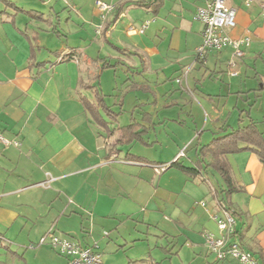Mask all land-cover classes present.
Listing matches in <instances>:
<instances>
[{
	"label": "crops",
	"instance_id": "obj_1",
	"mask_svg": "<svg viewBox=\"0 0 264 264\" xmlns=\"http://www.w3.org/2000/svg\"><path fill=\"white\" fill-rule=\"evenodd\" d=\"M35 1L28 5L41 11L49 9L50 14L58 15V22L61 21L62 15L67 13L65 9L70 8L68 4L72 5V11L77 12L83 24L98 21L99 14L95 3L88 0ZM101 1L113 4L115 10L109 16L107 26L109 29L97 40L98 53H105L106 56L103 58L97 56L95 60L85 53L88 46L81 48L65 45L53 51L51 46L40 38L39 32H55L57 37L63 35L67 37L68 34L60 31L54 20L50 19V15L44 19V23L51 28L49 31L47 28L37 26L38 22L35 20L30 22L25 18L20 19L19 14L26 12L24 4L22 6L16 4L18 9H15L7 8L0 2V133L11 142H18L23 149L13 147V144L12 147L9 145L6 148V145L0 142V237L6 233L1 227H10L18 218H25L19 212V207L27 203L26 198L31 199L29 196L39 189L38 185L43 183L50 173L55 179L52 184L56 185L53 190L51 189V195L74 194V199L88 197L90 194L98 195L93 198L94 216L91 217L93 222H97L98 216L95 212L99 205L101 217L109 219L99 226L104 231L107 223L117 229L122 218L134 217L138 212L131 211V205L144 207L149 219H155L150 225L155 224L159 227L163 237L175 239V242L176 239L183 237L191 245L205 247L209 251L205 235L207 233L220 235L213 216L222 210L219 201L222 198L221 192L226 189L219 173L203 164L195 174L185 173L174 167L159 176L148 168L141 170L137 175L135 170L138 165L109 160L115 154L119 157L118 153L108 152L99 156L88 152L83 143L85 137L83 127L86 123L81 119L74 124L75 115L69 111V106L64 104V98L68 99L64 96L67 93L64 89L69 78L66 68L74 63L78 69L77 76L87 72L91 79L100 78L102 73L111 69H122L126 73V80H130L135 78L131 76L133 73L163 71L178 75L189 67L200 74L203 69L208 71L210 66L211 76L217 85L219 84L218 95L205 94L198 89V85H195V92L202 95L200 98L188 86L192 96L191 103L186 101L181 113H178L181 118H186L182 120L184 127L191 132L186 145L192 147L194 152V158L187 155L188 164L182 157L179 162L185 167L196 168L200 149L214 139L237 129L238 125L244 127L254 122L264 133V112L261 119L253 110V106L259 101L264 105V65H260L264 60V0H258L249 8L240 0H228V5L236 10L237 22L236 27L229 30L230 35L236 39L244 36L252 38V44L246 49L245 56L236 61V70L239 72L236 77L229 74L230 62L233 59V51L230 48L210 51L206 61H201L196 56V49L202 43L204 26L195 20L194 16L198 8L204 5L205 0ZM167 1L170 5L174 2V6L169 11V16L162 17L161 12ZM60 6L64 9L58 12L57 8ZM134 7H145L146 15L154 14L155 20H152L151 24L149 22L150 26L148 25L142 36L132 35L127 31L130 25H135V21L132 20H129L133 22L129 25L125 23L132 14L128 11ZM35 9H31V12L35 13V19L41 20L42 17L39 18V15L45 17L44 13ZM31 15L29 14V17ZM32 25L39 29V32L34 31L36 38L27 37L25 34V30L28 32ZM70 55L74 58H70ZM64 57L66 59L62 61ZM224 66L227 67V77L229 75L228 83L222 74ZM94 69L98 70V74ZM253 74L254 77H250ZM244 75L252 81L251 88L247 90H244L248 87L246 82L242 81ZM81 79L82 77L80 81L83 84ZM135 87L137 90L153 93L155 85L144 81V84H136L132 88ZM137 90L131 89L132 92ZM98 92L96 96L99 95ZM232 95H237L235 100ZM216 97L227 100L222 110L213 105L215 101L213 98ZM80 98L81 101L88 102L85 97ZM146 113L150 115V120L143 124L147 129L144 139L150 134L153 125V114ZM226 114L232 116V119ZM117 143H121L119 138ZM136 143H145V140ZM136 143L128 145L130 147L125 158L130 161L133 160L131 157H135L140 161L152 163L144 156L131 153V147ZM181 152L176 150L167 162L156 163H171ZM227 158L234 181L241 189L229 198L236 213V234L232 240H237L243 249L253 254L259 264H264V164L251 152L230 154ZM27 163L30 167L28 172L22 169ZM110 168L114 170L113 177L121 176L115 183L116 191L109 190L108 187L112 195L97 194L103 185L104 172L108 173ZM121 168L125 172L120 170ZM189 186L194 188L195 194L191 193ZM207 192L215 201V205L209 206V209L208 205L204 208L200 204L201 201L206 203L204 195ZM114 196L115 201L118 200L117 204L113 203L114 200L110 201ZM46 197L47 193L44 192L39 199ZM58 203L55 197L47 203L43 202L62 215L67 213L76 215L79 208L83 209L82 200H78L74 208L68 207L63 212L56 209ZM85 235L82 242H77L83 247H96L100 251L101 243L94 240L89 232ZM66 238L71 239L70 236ZM125 247L126 244L120 245L117 252ZM0 248L6 249V255L9 253L18 256L10 245L3 244V239ZM64 258L68 264L69 258ZM5 263L0 261V264Z\"/></svg>",
	"mask_w": 264,
	"mask_h": 264
},
{
	"label": "rangeland",
	"instance_id": "obj_2",
	"mask_svg": "<svg viewBox=\"0 0 264 264\" xmlns=\"http://www.w3.org/2000/svg\"><path fill=\"white\" fill-rule=\"evenodd\" d=\"M11 1L20 6L24 4L23 6L26 12L25 14H19L20 19L25 18L30 22L35 20L38 22L37 26L47 28L50 31L51 28L44 23V19L47 18V15H50V19L54 20L55 25L60 31L62 30L68 34L67 37L64 35L62 37H57L55 32H39V29L36 28L37 26L32 25V27L28 29V32L25 30V27L23 28L27 37L32 36L36 38L37 35L35 36V31L39 32L40 38L45 41L46 44H49L48 46H51L53 51L65 45L79 46L81 48L88 46V49L85 51L88 57L94 58L95 60L98 57L103 58L106 56L105 53H98L97 48V45H99V41H97L98 38L105 35V32L102 30L104 25L99 16L98 21H88V23L83 24L77 12L72 11V5L68 4L71 10H69L70 8H66L65 11L67 13L62 15L61 21L58 22V15L50 14L49 9L41 11L40 9H35L28 5V3L35 0ZM88 1H90V3H95L96 9L97 2L107 3L101 0ZM92 5L93 4H90V6ZM173 6L174 2L170 5L167 1L161 12L162 17L169 16V11ZM31 9L44 13L45 17L39 15V18L42 17L41 20L35 19V13L31 12ZM63 9L64 8L60 6L57 8V11L60 12ZM146 10L145 7H134L130 9L128 12L132 14L129 15L125 23L129 25L135 21L134 24L136 27H140L147 22L151 24V21L155 20L154 14L150 13L151 15H146ZM29 14L32 15L29 17ZM100 30H102L101 33H99ZM136 35L142 36L144 34ZM85 38H87V40H85ZM34 41H36V39H34ZM110 53L113 52L110 51ZM73 64H69L68 68H66V74L69 78H67L68 85H65L64 89L67 93L66 95L64 94V96L68 99L64 98V104L65 106H69V111L75 115L74 124H77V121L81 119L86 123L85 127H83L85 136L83 143L88 152L98 154L99 156L105 155L108 152L118 153L119 157L115 154L114 157H112L113 159L109 158V160H120L121 162L138 165L135 170L137 175L141 170L147 168L154 172L155 175L159 176L164 174V172L161 174L157 172L155 167L162 163L156 162H167L169 160L168 158H170L171 154L176 150L184 152L182 158L185 159L186 164H188L187 155H189L190 158H194L192 147L186 145V141L190 139L191 132L184 127L182 120L186 118H181L178 113H181V108H184L186 101L191 103L192 96L188 91V86L191 87L194 92L195 85H198V89L203 93L214 96L218 95L217 89L219 88V84L217 85L214 77L211 76V72L209 71L210 66L208 71L203 69L200 74L198 71H192L191 68L187 67L183 72L178 73V75L173 72L153 71L143 72V74L133 73L131 76H135V78L126 80V73L122 69L105 71L101 74L100 78L96 79H91L87 72H83L81 75L79 74L77 76L78 69L77 66ZM260 65H264V60L261 61ZM94 70H96L98 74V70ZM222 71V74L225 75V82L228 83L227 79L229 75L228 77L226 75L227 67L224 66ZM186 73L187 79L184 77ZM254 75L255 74L250 77H254ZM81 77L83 84L81 83L82 81H80ZM179 80H182V83H180ZM144 81H149L155 85L153 93L142 89L135 92L131 91L133 86L136 84L142 85ZM195 81H197L196 84ZM242 81H245L247 84L246 86H248L245 87L244 90L251 88L252 81L247 79L245 75L242 77ZM97 90H99V92ZM97 92L101 93L103 104H105L104 106L106 109L98 107L101 102L99 103L98 101L99 99L96 96ZM195 93L198 97L202 98L199 92ZM80 94L88 100L90 107L94 105L92 107V112L90 109H87L84 102L81 101ZM236 97L237 95H232L234 100ZM213 99H215L213 102L215 107H218L220 110L225 107L227 101L225 98L219 99L216 97ZM198 105L199 104H196V106ZM261 106L264 107L259 101L253 106V110L255 114H258V117L260 116L259 118L262 119L264 108ZM232 108L233 106H231V109ZM228 110L230 109H227V111ZM145 112L153 114L151 132L143 139L145 143H136L131 147V153L133 155L144 156L152 161V163L140 161V159L135 157H131L133 160L128 161L125 157L130 146L117 143V140L122 137L123 132H126L125 127L132 124V122L137 121L140 124L146 123L147 121L145 119H149L150 115L148 113L145 114ZM202 112L204 113L203 110ZM235 114L237 115V113ZM230 118L232 119V116H229V119ZM238 127L239 125L236 128ZM15 143H17V145L13 144L12 146L21 149L19 143ZM12 146L10 145V147ZM5 147L8 148L7 146ZM142 166L146 168H142ZM113 167L115 166L113 165ZM23 168L24 171L26 170V172H28V170H30L29 163L23 165L22 169ZM32 169L35 171L34 167H32ZM120 170L125 172L122 168ZM104 174L103 185L99 188L97 194L101 195L107 193L112 195L109 190L116 191L115 183L121 176L116 177L115 175L113 177L114 170L112 168L108 170V173L104 172ZM54 180V177L48 173L46 180L38 185L39 189L29 196L31 199L27 200L25 197L27 203L19 207V212H21L25 218H18L10 227H1L2 230H6V233L0 237L3 239V244L10 245L12 251H16L18 256L9 253L6 255V249L0 248V261L6 262L5 264H67L64 256L52 248L48 242L46 244H40L41 240L52 230L57 236H70L74 241L80 242H82L83 236H86L85 234L89 232L94 240L101 243L99 250L103 254V264L216 263V256L212 253L209 254V251L205 247L191 245V243L187 242L183 237L181 239H176V242L175 239L163 237V234L158 229L159 227L155 224L150 225V222H154L155 219H149V214L143 209L144 207H135L131 205L130 210L138 212L134 217H130V219L127 217L122 218L117 229L115 226L107 223L105 227L106 230L104 231L99 226L109 219L101 217V208L99 205L97 206V212H95V215L98 216V220L97 222L94 221L95 223L92 220L94 216L92 215L93 208L95 206L93 198L98 197V195L90 194L88 197H78V199H74V194H66L67 196H60V194L51 195L50 191L56 187L55 184H52ZM108 187H110L109 190ZM189 187L191 193L195 194L194 188H192V186ZM44 192L47 193V197L39 199V196ZM194 196L195 195H192V197ZM54 197L59 202L56 209L61 210V212L68 207L74 208L78 200L83 201V209L79 208L81 211L77 210L78 214L76 215L74 213L62 215V213L58 211L55 212V210L49 208V205L43 204V202L47 203ZM115 197L116 196L110 201L114 200L113 203L117 204L118 200L115 201ZM204 197L208 209L215 205L214 199L208 192L205 193ZM194 198L197 199V197ZM12 202L16 203V201ZM59 207H62V209H59ZM173 242H175V245H173ZM125 244L126 247L117 252L119 246ZM218 264H236V261L232 257H229L225 262L219 261Z\"/></svg>",
	"mask_w": 264,
	"mask_h": 264
},
{
	"label": "built area",
	"instance_id": "obj_3",
	"mask_svg": "<svg viewBox=\"0 0 264 264\" xmlns=\"http://www.w3.org/2000/svg\"><path fill=\"white\" fill-rule=\"evenodd\" d=\"M245 7L253 6L258 0H240ZM115 6L103 2H97V11L104 27L102 30L106 32L109 27V16L114 12ZM195 20L200 21L203 26L202 43L196 49V56L201 61H206V57L210 51H222L230 48L233 51V59L230 62V76L236 77L239 72L236 70V61L242 59L252 44L250 36L241 38H233L229 30L236 27V10L228 5V0H205L204 5L198 8ZM149 22L136 27L130 25L128 27L129 34H144L147 30ZM99 31V33L102 32ZM188 72V71H187ZM187 79V73L184 76ZM182 83V80H179ZM0 142L9 146L16 144L7 140L0 133ZM184 155L182 151L176 159ZM169 164H160L155 168L159 174L166 171ZM206 208V203H200ZM220 232L219 236L213 233L205 235V242L209 251L216 256L217 261H225L232 257L237 264H259L252 253L242 248L237 240H232L236 234V218L231 211L222 208V210L213 216ZM49 243L62 256L69 258L68 264H102V254L96 247H83L79 242L70 238L55 235L51 230L40 242V244Z\"/></svg>",
	"mask_w": 264,
	"mask_h": 264
},
{
	"label": "trees",
	"instance_id": "obj_4",
	"mask_svg": "<svg viewBox=\"0 0 264 264\" xmlns=\"http://www.w3.org/2000/svg\"><path fill=\"white\" fill-rule=\"evenodd\" d=\"M155 1V0H154ZM0 2L4 3L7 8H15L18 9V6L11 0H0ZM111 25V23L109 24ZM70 58H74V56L70 55ZM32 56V60H33ZM66 58H62L61 60H65ZM138 88H132V90H137ZM99 99L100 106L98 107L106 109L105 104H103V99L101 93L97 96ZM84 104L87 109L93 111L92 106L90 107L87 101H84ZM99 108V109H100ZM108 110V109H107ZM149 121L150 119H145ZM126 132H123L122 137L119 139V142L127 145H131L136 142H143L144 135L147 132L145 126L143 124L138 123L137 121L132 122L129 126L125 127ZM241 152H251L255 154L259 160L264 164V133H262L257 125L254 122H251L249 125L244 127H239L237 129L232 130L226 135L214 139L208 145L203 146L198 153V162L196 168H188L182 165L179 162V159H175L169 164L166 171L170 168H179L185 173H197V169H201L202 165L205 164L207 167H212L215 171L219 173L221 176L226 189L221 192V200L219 204L221 208H225L228 211H231L236 218V213L234 209L231 207L229 202V198L232 194L239 192L241 189L236 185L232 168L228 161L227 156L230 154H237ZM0 245H2V239L0 238ZM219 262V261H218Z\"/></svg>",
	"mask_w": 264,
	"mask_h": 264
}]
</instances>
